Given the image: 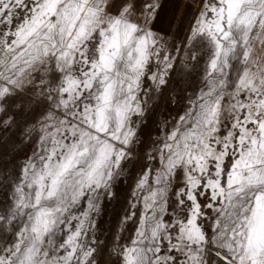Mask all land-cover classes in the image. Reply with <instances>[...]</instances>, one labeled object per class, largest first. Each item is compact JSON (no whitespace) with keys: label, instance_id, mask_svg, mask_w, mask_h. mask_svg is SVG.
Returning a JSON list of instances; mask_svg holds the SVG:
<instances>
[{"label":"snow or ice","instance_id":"6c2138e0","mask_svg":"<svg viewBox=\"0 0 264 264\" xmlns=\"http://www.w3.org/2000/svg\"><path fill=\"white\" fill-rule=\"evenodd\" d=\"M0 264H264V0H0Z\"/></svg>","mask_w":264,"mask_h":264}]
</instances>
